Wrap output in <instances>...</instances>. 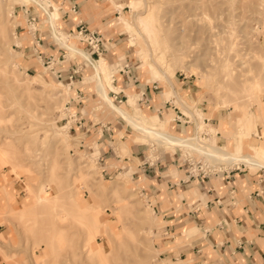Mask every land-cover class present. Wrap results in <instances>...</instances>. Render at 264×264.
I'll use <instances>...</instances> for the list:
<instances>
[{
  "label": "rangeland",
  "instance_id": "obj_1",
  "mask_svg": "<svg viewBox=\"0 0 264 264\" xmlns=\"http://www.w3.org/2000/svg\"><path fill=\"white\" fill-rule=\"evenodd\" d=\"M16 2H0V244L12 252L0 249V258L7 264H176L161 259L165 257L158 245L165 222L160 224L161 215L148 203L145 181L140 185L141 176L133 173L137 160L131 175L129 167L103 173L92 148H79L80 137L66 129L70 123L63 126L67 110L75 108L68 103V79L52 72L57 62L47 65L16 50L13 33L24 31L16 27ZM135 10L143 12L148 25L135 23ZM125 13L120 16L127 22L116 18V29L128 37L138 73L165 84L173 78L177 84L186 75L195 83V102L184 97L191 103L192 120V115L201 119L199 108L206 106L224 114L220 122L239 118L228 127L239 135L242 123L246 134L240 138L253 129L258 134L261 124L264 132V0H128ZM21 22L26 23L24 17ZM73 34L81 42V36ZM57 38L66 42L63 36ZM68 39L67 44L84 51L74 44V35ZM63 48L67 58L85 61L78 71L81 86L93 91L94 112H100L91 64ZM154 59L158 62L149 67ZM123 60L124 53L117 62ZM207 124L216 137L217 125ZM257 146L255 158H264L259 154L264 143ZM117 147L121 157L130 155L128 148ZM183 150L195 152L205 166L226 165L196 150ZM5 186L13 189L11 195ZM47 198L51 202H45Z\"/></svg>",
  "mask_w": 264,
  "mask_h": 264
},
{
  "label": "crops",
  "instance_id": "obj_2",
  "mask_svg": "<svg viewBox=\"0 0 264 264\" xmlns=\"http://www.w3.org/2000/svg\"><path fill=\"white\" fill-rule=\"evenodd\" d=\"M117 3H122V7ZM127 3L128 0H17L15 14L19 23L24 25L19 28L24 31L18 34L16 31L19 43L14 46L25 58H40V52L42 55L54 54L59 57L54 68L71 84L70 106L75 108L81 122V126L70 131L80 137L79 148H92L90 152L96 153V160L103 173L111 174L129 167L127 170L131 175L132 162L137 160L133 173L141 176L140 185L145 181L144 189L151 196L148 203L152 210L154 204V209L161 215H158L160 224L165 222L158 245L162 248L160 253L165 257L161 259L167 262L172 260L176 264H264V165L237 160L231 164H219L218 168L211 165L206 174L189 175L188 160L196 159V154L183 148L196 149L184 144L171 145L154 141L130 125L102 96L97 84L99 80L110 101L149 128L179 138H199L203 131V139H199L215 145L201 142L209 148L222 149L235 157L251 155L255 158L258 155L257 145L264 143L263 124L259 127L256 124L258 134L253 129L249 135L240 138L239 135L246 134L242 123L239 135L237 132L232 133L228 127L234 126L239 118L230 116L226 123L220 122L224 114L220 115L219 110L210 111L206 106L198 107L201 119L192 115L193 120H186L184 114L190 116L188 107H191L186 99L194 103L197 92L195 83L186 75L179 78L177 84L174 78L173 83L165 84L138 73V64L134 65L130 54L132 46L126 43L128 37H121L125 36L124 31L116 29V18L119 17V22H127L120 16L125 13ZM28 12L36 16L33 26L36 24L37 30L34 36L27 32L25 24L21 22V17H27ZM80 23L97 30L103 36L97 49L83 40L80 42L76 38L74 41L76 46L84 49L80 50L83 54L78 53L91 64L95 77L92 87L99 96L95 105L102 108L98 113L94 112L93 99L96 97L93 91L81 86L83 83L79 73H72L76 65L79 69L85 61L67 58L62 44L70 40L68 37L77 31ZM58 35L65 37L66 42L61 43L59 38L56 40ZM37 37L40 38V45L36 44ZM122 53L124 60L117 62ZM125 63L128 65L123 68ZM111 64L115 66L109 70ZM103 72L108 74L111 82H105L106 75ZM71 73L73 77L69 78ZM117 74L120 76L117 77ZM116 88L119 89L114 90ZM112 90L119 91L118 95L122 97L120 103L113 99ZM149 113L152 114L151 118L145 117ZM202 113H205L203 117ZM207 122L217 125L219 130L216 131V137L207 128ZM250 126L254 124L251 122ZM212 128L216 130L215 126ZM217 141L224 143L219 144ZM116 143L121 151L128 148L130 155L121 157ZM259 152L264 156V150L259 149ZM255 159L264 163L263 157ZM3 184L0 179V186ZM11 190L13 192V189H8L9 194ZM0 249L5 254L12 253L4 249L2 244ZM12 263L15 264L14 261ZM0 264L7 263L0 258Z\"/></svg>",
  "mask_w": 264,
  "mask_h": 264
},
{
  "label": "bare ground",
  "instance_id": "obj_3",
  "mask_svg": "<svg viewBox=\"0 0 264 264\" xmlns=\"http://www.w3.org/2000/svg\"><path fill=\"white\" fill-rule=\"evenodd\" d=\"M6 2V3H10L12 0H1L0 2ZM5 5V4H4ZM145 12V11H144ZM143 13V12H142ZM142 13L139 12L138 10H135V15H137V17L135 18V23L138 25V24H141V23H145V25H148V22L144 21V17L142 18ZM12 14H11V22H12ZM145 16V15H144ZM150 18V17H149ZM124 22V21H123ZM150 27V26H149ZM14 35V39L16 40V33L14 32L13 33ZM77 39L78 36H76L75 34H73ZM59 40V39H58ZM18 40H16V44H18ZM62 43V41H61ZM66 48H68L69 50H73V51H77V52H80L83 54L82 51H80L79 49L73 47V46H70V45H67L66 43H62ZM149 48V47H148ZM149 55L151 56V47H150V50H149ZM86 55V54H85ZM153 56V55H152ZM87 62L88 60L86 58H84ZM163 59V58H162ZM150 61V60H149ZM156 62L158 61H155L154 60H151V62H148L149 63V67H151L152 65H155ZM90 63V62H88ZM112 76V75H111ZM169 79V78H168ZM98 80V79H97ZM111 82V81H109ZM98 84V87L101 91V94L102 96L107 100V102L109 103V105L115 110L117 111L119 114H121L126 120L127 122L132 125L135 129L137 128L138 131H140L141 133L153 138L154 141H157V142H161V143H166V144H184V145H187L193 149H196L198 150L199 152H202L203 154H205L207 157H210L212 158L213 160H216L218 162H222V163H226V164H229V163H232L234 161H237V160H240V161H244V162H251V163H254V164H257V165H264V163H261L260 161H258L257 159H255L254 157H252L251 155H246V156H243V157H235V156H232L230 154H228L226 151L222 150V149H219V148H209L208 145L204 144L203 142L200 141L199 138L203 139V137L201 136V133L203 132H200L199 134V138L196 137V138H179L177 136H173V135H170L168 133H165L161 130H156V129H151L149 128L148 126L144 125L140 120H138L136 117H133L131 115H129L128 113H126L122 108L118 107L116 104H114L112 101H110L105 93H104V90H103V87H102V83L101 81L99 80L97 82ZM59 96V95H58ZM241 119H242V122L243 123H246L247 122V117L244 115L241 116ZM66 127V125H63ZM67 131L68 130V126L66 127ZM70 132V131H69ZM44 199V198H43ZM50 199L47 198V200L45 202H48ZM43 200L40 199V202H42ZM51 202V201H49ZM37 204V203H36ZM35 205V204H34ZM91 211V210H90ZM84 224V223H83ZM106 223H102V225L104 226ZM89 229V228H88ZM95 230V229H94ZM106 230V229H105ZM94 237V236H92ZM99 249H103L101 246L99 247Z\"/></svg>",
  "mask_w": 264,
  "mask_h": 264
},
{
  "label": "built area",
  "instance_id": "obj_4",
  "mask_svg": "<svg viewBox=\"0 0 264 264\" xmlns=\"http://www.w3.org/2000/svg\"><path fill=\"white\" fill-rule=\"evenodd\" d=\"M25 10H26V8H25ZM27 14H28L27 17H24L25 22H26L25 28H26L27 32H31V35L34 36L35 31L37 30V26H36V24H35V26H32V25H34V21H35L36 16L34 14H30L29 12ZM22 26H24V25L19 23L16 27L19 28ZM75 33L79 34L81 36V40H83L89 46H91L92 48H95V49L98 48L99 44L101 43V41L103 39V36L101 34H99L97 32V30L90 28V27H87L83 23L78 24L77 31ZM39 39H40L39 37H37V39H36L37 45H40ZM39 57L42 58L43 59L42 61L44 63H46L47 65H49V63L52 62V60H55V62H57L58 61L57 59L59 58L58 56H55L54 54L42 55V52H40ZM127 65L128 64L125 63L122 65V67L123 68L127 67ZM76 67L77 68L72 69V73H75V74L78 73V71H79L78 65H76ZM52 69H54L53 71H55V73L58 77H61V74L58 73V71H56V68L53 67ZM72 73L69 75V78L73 77ZM112 79H113V73H112ZM111 92H112L113 99L116 100L118 103H120L122 101V97H119V95H118L119 91L112 90ZM68 103H70V102L68 101ZM67 107L68 106H66V108ZM180 113L184 114L183 112H180ZM184 117L186 118V120L191 119L190 116L185 115V114H184ZM68 122L70 123L68 125V130H71L73 128H78L79 126H81V122L78 119V115H77L76 111L70 112L69 110H67V116L64 118V124L63 125H67ZM200 161H201V159L189 158L188 169H187V173L189 175L198 176L200 174H206V172L210 169L209 168L210 166H208L207 164L205 166V163L204 162L201 163Z\"/></svg>",
  "mask_w": 264,
  "mask_h": 264
}]
</instances>
